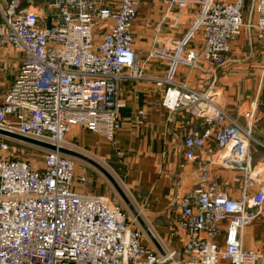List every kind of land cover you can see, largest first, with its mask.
<instances>
[{"label":"built area","instance_id":"1","mask_svg":"<svg viewBox=\"0 0 264 264\" xmlns=\"http://www.w3.org/2000/svg\"><path fill=\"white\" fill-rule=\"evenodd\" d=\"M172 6L177 0H161ZM143 0H116L101 8L97 0H46L52 13L45 19L11 0L0 12V44L24 54V62L0 104V129L63 147L76 127L93 132L112 146L123 127L127 107L121 98L125 80L143 77L133 53V29ZM201 10L194 26L203 46L197 57L182 60L177 53L165 79L161 104L171 113L186 112L205 128L186 136L188 163L197 162L213 139L222 154L239 134L253 137L228 114L218 96L178 84L176 66L198 59L217 68L229 64L232 46L243 35L253 45L264 42V0H195ZM105 26L99 41L97 27ZM245 118L254 121V112ZM146 112L132 119L146 124ZM3 151H8L4 142ZM122 155V153H118ZM43 169L29 162L0 157V264H258L261 253L244 247V230L264 208V179L257 173L249 149L228 165L242 172L241 195L219 193L208 166H200L196 185L185 194L175 181L171 203L179 212L186 240L177 250L159 253L134 226L127 211L112 199L79 192L91 181L76 175V162L58 152L45 153Z\"/></svg>","mask_w":264,"mask_h":264},{"label":"crops","instance_id":"2","mask_svg":"<svg viewBox=\"0 0 264 264\" xmlns=\"http://www.w3.org/2000/svg\"><path fill=\"white\" fill-rule=\"evenodd\" d=\"M10 1L0 0L1 8L5 10ZM19 1L21 9L35 10L44 17L43 9H37L31 0ZM37 1V6L46 2ZM100 2L103 4L102 0ZM115 2L109 3L111 8ZM141 6L133 29V53L143 77L125 80L121 86V98L127 107L122 113L123 127L116 135V144L112 146L99 135L80 127L67 135L66 142L91 160L114 167L113 170L121 174L125 187L144 210L146 220L158 235L164 236L167 242L163 247L177 250L182 248L186 235L179 227V212L171 203L176 180H181L183 188L180 191L185 194L198 182V168L206 165L219 193L237 199L241 195L242 172L229 166L228 159L237 155L236 160H239L248 149L256 172L264 175V42L255 41L250 45L248 37L243 35L232 46L229 64L221 68L200 59L196 63L176 66L175 80L178 84L200 92L212 90L226 106L231 119L253 137L248 145L247 137L239 134L236 142L222 154L216 152L215 142L210 139L200 152L199 160L188 163L184 140L205 126L190 113H171L163 107L161 102L167 88L158 87L157 80L167 78L177 53L182 60L191 53L197 57L200 55L203 38L194 26L201 7L195 0H177L170 7L161 0H143ZM51 13L52 9H49V15ZM102 34L100 32L97 38ZM2 101L3 95L0 96V104ZM140 110L146 112L144 126L128 120ZM251 111L254 112V121L249 122L245 114ZM90 185L77 184L76 189L84 194L93 191L105 194L102 188L94 189ZM261 187H264V179L257 182L256 191ZM244 234L245 249L261 253L258 264H264V208Z\"/></svg>","mask_w":264,"mask_h":264},{"label":"rangeland","instance_id":"3","mask_svg":"<svg viewBox=\"0 0 264 264\" xmlns=\"http://www.w3.org/2000/svg\"><path fill=\"white\" fill-rule=\"evenodd\" d=\"M98 4L100 5L101 8H111L109 3L110 2H114V0H102L103 4L100 2L99 0ZM116 1V0H115ZM33 5H36L37 9H43V14H44V18L46 19L49 16V9H45L47 6L46 2L44 4V2H41V5H38V1L37 0H31ZM43 3V4H42ZM251 0H247V6L245 9V20L248 19L250 10H251ZM112 9V8H111ZM2 10H4L2 8ZM48 14V16H47ZM2 22V15L0 12V23ZM105 30V26L100 25L97 27V31H96V40L99 41L100 38H97V35L101 32L104 33ZM101 37V36H100ZM259 43H263L262 41H257ZM24 55V54H23ZM22 53L19 52L18 50H15L14 48H12L10 45H3L0 44V96H2L5 91L8 89V85L10 82H12V80L17 76V72L21 69L22 66V60L24 61L25 59L23 58ZM8 82V84H7ZM4 84H6L5 88H4ZM4 142L5 144H7L8 146V151H3L0 148V157H4L7 159H17L19 161H27L29 162L33 168L37 169V170H41L43 169L44 166V161H45V153H46V149L44 148H40L28 143H23L20 141H16L14 139H7L4 137L0 136V143ZM63 147L70 149L72 151H77L79 152V149L77 147H73L71 145H69L68 142H65L63 144ZM80 154L87 156L81 152H79ZM88 157V156H87ZM89 158V157H88ZM91 159V158H90ZM76 175H86L89 180L91 181V185L94 189L97 188H102L105 191V194H98L95 193L94 191L90 194H96V195H101V196H106L110 199H112V201H116L118 204H121V206L125 209V211H127L128 216L130 218V220H132V222H134V226L141 229V225L139 223V221L135 218V216L133 215V213L131 212V210L129 209L128 205L125 204L122 200V198L120 197V195L118 194L116 188L113 187V185L111 184L110 181H108V179L101 173L99 172L97 169H95L93 166L91 167L90 165H88L87 163L81 161V160H76ZM107 172H110V174L113 176V178L117 181L118 185L120 188H122V190L124 191L125 195L128 197V199L130 200L131 204H133V206L135 207L136 211L139 213V216L141 217L142 220L145 221V223L147 224L148 228L150 229L151 233L153 234V236L156 237V240L158 241V243L163 247L165 242H167L164 239V236L162 234L158 235V232H156L150 222L148 220H146L145 214H144V210H142V207H140L137 204V201L134 197V195L132 194V192L129 191V189L127 187H125L124 185V180L122 179V177L120 176L121 174L119 173V175L117 174V172H115L114 167L107 165L103 162H98ZM98 180H100L102 183H99ZM90 185V186H91ZM91 188V187H89ZM92 188V189H93ZM144 233V237L146 238L147 242L156 249V247L154 246L151 238L149 236H147V234L143 231Z\"/></svg>","mask_w":264,"mask_h":264},{"label":"water","instance_id":"4","mask_svg":"<svg viewBox=\"0 0 264 264\" xmlns=\"http://www.w3.org/2000/svg\"><path fill=\"white\" fill-rule=\"evenodd\" d=\"M0 136L7 138V139L11 138V139H14L16 141H20V142L28 143V144H31V145H34V146H37L40 148H44L47 151L58 152L64 156L70 157L74 161L81 160V161L87 163L88 165H90L91 167L93 166L95 169H97L99 172H101L108 179V181L111 182V184L113 185L114 188H116V190H117L118 194L120 195V197L122 198L123 202L128 205L129 209L131 210V212L133 213L135 218L139 221L143 231L147 234V236H149L151 238V240H152L154 246L156 247V249L158 250V252L164 254L161 245L156 240V237L153 236V234L151 233V231L148 228L145 221L141 219V217L139 216V213L136 211L133 204H131L130 200L125 195L122 188L119 187L117 181L113 178V176L110 174V172H107L99 163H97L93 159L91 160L87 156H84L77 151L74 152V151L67 149L65 147H59L58 148V147H56L52 144H49L47 142H44V141L41 142V141L31 139L29 137H23L21 135H18L16 133H13L10 131L7 132V131L0 129Z\"/></svg>","mask_w":264,"mask_h":264}]
</instances>
